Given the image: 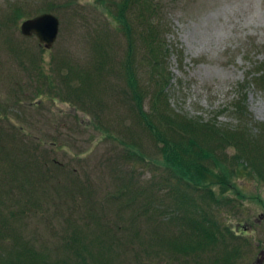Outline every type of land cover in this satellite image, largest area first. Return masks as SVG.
I'll use <instances>...</instances> for the list:
<instances>
[{"label": "rangeland", "instance_id": "374dc122", "mask_svg": "<svg viewBox=\"0 0 264 264\" xmlns=\"http://www.w3.org/2000/svg\"><path fill=\"white\" fill-rule=\"evenodd\" d=\"M106 1L0 0V225L9 223L2 233L10 237L12 229L46 249L51 263L83 264L67 244L75 225L103 241L95 250L106 249L89 263L180 264L170 245L184 227L168 218L175 195L159 185L169 175L167 154L142 123L127 73L137 77L143 114H153L152 88L168 76L173 121L213 122L242 132L243 144H264V85L256 82L264 69V0H147L143 16L139 0L125 16L130 39L114 19L111 1L122 0ZM17 9L23 19L10 22ZM48 10L61 23L50 50L21 31L25 19ZM131 148L139 156L130 157ZM227 153L234 158L239 149ZM239 165L212 171L218 197L232 205L207 210L249 242L241 264H264V205L256 200L264 202V181ZM155 207L163 214L154 217ZM12 247L0 240V253Z\"/></svg>", "mask_w": 264, "mask_h": 264}, {"label": "trees", "instance_id": "16d2710c", "mask_svg": "<svg viewBox=\"0 0 264 264\" xmlns=\"http://www.w3.org/2000/svg\"><path fill=\"white\" fill-rule=\"evenodd\" d=\"M97 1L102 2L103 5L107 4L106 0ZM111 2L116 4L117 7L114 19L122 22V30L130 39L132 24L125 16L135 5H138L139 0ZM105 8L111 10L109 6ZM147 8V0H144L142 16ZM148 10H150V7ZM44 12L51 13L52 11ZM13 14L14 17L9 19L10 22L22 20L24 17L21 9L15 10ZM131 62L133 63L132 58L128 57L127 64L130 68ZM157 66H162L159 61H157ZM162 70L167 73V69L165 70L163 66ZM258 74L260 75L256 76V82L264 85V69L258 70L256 75ZM127 75L128 86L133 98L141 100L138 104V111L142 118V123L153 133L152 135L157 139L156 142L161 144V151L167 154V157H163V159L170 165L167 168L169 175L166 178L161 175L159 185L168 186L171 190L168 193L175 195L176 204L175 207L168 208L171 209L170 217L168 218L171 220L176 218L181 226L184 227L181 229L183 234L172 241L170 245L171 255H173L171 259L180 264H241L250 250L248 247L249 242L240 241L242 237L237 232L228 228V226H222L216 215L207 210L209 206L221 205L222 202V207L225 208L232 205L230 204L231 199L228 197L223 198L221 202V198L218 197V193L212 186L214 183L213 178L209 176L213 175V170L217 168L227 170L230 162L235 164L236 160H240V165L237 168L247 170L251 166L257 171L260 176L259 179L264 181V144H243L242 142L245 138L242 132H239V130L238 133L226 130L219 131L217 124L213 122L202 123L200 121L180 120L181 122L177 123V121H173L166 115V111L169 110L168 98L165 92L169 81L168 76L159 78L155 87L152 88L151 111H153V114H143L142 98L144 95L138 88L137 77L133 71L127 73ZM90 93V91H86V95L94 101L95 96ZM130 97L132 99L131 95ZM243 104L244 102L237 106L240 113L246 111V107ZM158 119L160 123H157ZM108 131L106 130L104 135H109L110 137L112 134ZM216 140L220 142L210 146L209 143ZM229 148L239 149V156L236 157L234 154V158H228L227 151ZM129 150L132 151L129 152L130 157L134 158L135 154L139 156L132 148ZM159 166L162 167L163 165L159 164ZM224 181H221V183H224ZM185 188L187 191L190 188L195 189L199 195L194 194V196H191L189 192H186ZM165 189L167 188L164 187ZM124 192L126 193L125 189L121 191V194ZM256 200H259L261 205H264L260 197L256 198ZM129 203H132V200ZM151 207H145V211L149 212ZM159 210V207L152 209L154 217L163 214ZM188 210L192 213H188ZM8 224L3 222L0 225V240L5 242L12 241L13 247L8 252H5L6 254L0 253V264H58L57 262H49V258H46L47 255H45L47 252H43L46 249L38 250L28 242L19 238L16 239L12 229L9 232L11 238L2 233L3 228H9ZM71 227L73 229L69 234L67 244L70 251L73 252L75 260L80 259L83 264H93L92 262L89 263V259L100 261L97 259L101 256L98 255V252L106 249L103 245L98 250H95L94 247L102 244L103 241L99 238L89 240L90 235L78 229V226L73 225ZM63 264L66 263L63 262Z\"/></svg>", "mask_w": 264, "mask_h": 264}, {"label": "water", "instance_id": "95a60500", "mask_svg": "<svg viewBox=\"0 0 264 264\" xmlns=\"http://www.w3.org/2000/svg\"><path fill=\"white\" fill-rule=\"evenodd\" d=\"M60 24L57 16L52 13H44L24 21L21 26V31L28 38L36 36L39 42L46 49L50 50L58 40Z\"/></svg>", "mask_w": 264, "mask_h": 264}]
</instances>
